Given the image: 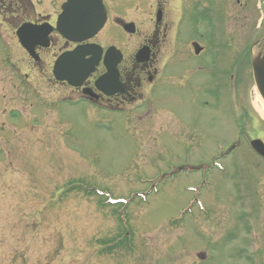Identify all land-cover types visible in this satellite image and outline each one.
I'll use <instances>...</instances> for the list:
<instances>
[{
  "label": "rangeland",
  "instance_id": "obj_1",
  "mask_svg": "<svg viewBox=\"0 0 264 264\" xmlns=\"http://www.w3.org/2000/svg\"><path fill=\"white\" fill-rule=\"evenodd\" d=\"M158 1L166 6L165 23L170 26L167 30L169 33L166 32L164 37L159 36L165 39L167 45L168 39L179 35V39L175 38L169 45L171 54L176 55L171 56L173 58L169 59L170 64L167 65L170 68V81L177 83L164 82L162 96L167 97H164L165 102L156 100V95L151 94L154 89L152 85L149 91L146 90V96L144 94L138 100H141L138 112H133L132 117L112 116L113 119H106L99 112L94 113L85 102L70 107L57 99H50L54 90L61 91L54 83L46 81L45 73L53 61L51 55L45 58L49 64L48 70L41 63L36 64L35 69H29L27 57L22 52L11 54L12 48L7 49L0 40V264L248 262V255L245 253L242 256V250L252 243L246 235L251 229L250 223L241 217L243 210L239 201L233 199L236 198L235 194L232 192L229 195V175L233 174V170L229 173L227 169V175L222 177L223 183L222 175L214 174L211 191L202 190V199L209 206L207 209L216 215L210 220L214 230L225 235V240L217 244L205 236L191 217L186 216L180 224L173 223L186 203L183 191L196 187L191 178L181 177L175 183L159 186V193L147 196L149 199L145 205L139 199H134L126 205L111 206L90 189H107L112 193V198L131 200L130 194L146 192L148 188L147 181L150 179H145L144 185L138 182V176L151 177L160 169L168 171L170 165L183 162L186 152L195 163H209L218 153L216 143L225 147L239 139L233 133L238 127L233 117L227 114L224 103L215 105L207 98L204 106L200 101L202 89H193L194 83L187 79L190 63L181 46L184 44L183 51L187 57L193 56V42L204 47L200 39L204 36V30L207 32L210 28L209 20L204 19L207 16L201 15V11L200 15L197 14L195 7L198 5L203 9L206 4L209 5L208 1L182 0L187 7L181 11L184 20L178 21V31L174 27L181 0ZM219 1L228 5V11L224 13L227 14L229 33L225 45L226 50H230L231 59L245 50L250 38L260 32L264 22L263 6L258 0ZM142 4L138 0L131 5L123 4L110 14L112 17L120 14L134 20L141 35H148L152 32L154 16L150 15V3L146 4L145 9L141 8ZM2 11L17 15L18 19L23 15L21 9L0 3L1 14ZM205 11L209 14L207 8ZM113 31L118 40L122 39L115 29L109 32ZM220 31L224 34L225 26H221ZM105 37L102 33L95 40L114 43L109 35ZM166 45L163 47L162 44L161 50ZM57 48H62L61 44ZM205 49L208 65L209 48ZM164 52L163 56H166ZM9 61L14 66L8 64ZM167 66L163 69L166 70ZM241 66L237 64L234 70L238 83L236 91L240 97L237 106L242 104L248 116L254 109L258 120L255 116V122L247 119L245 112L232 103L234 119L237 123L242 120L247 129L249 126L250 129L256 128L254 134L264 133V116L254 106L255 88L251 72L248 66ZM225 70L222 68L221 72ZM195 76L194 81L198 79ZM164 77L165 73L163 80ZM210 85L212 80L209 79L207 87L210 88ZM197 87L199 84L194 86ZM197 98L194 107L190 101ZM12 109L25 122L23 125L22 120L12 118L15 123L21 124L20 128L8 121ZM37 113L41 114L42 119L40 116L34 117ZM125 129L136 133L129 136ZM232 156L249 160L238 161L240 167L249 166L251 159L261 172L254 179L256 185L248 186H255L248 194L253 193L259 201L254 208L256 213L260 209L262 212L256 218L264 243V166L258 160H253L244 148ZM128 159L134 162L128 175L122 178V170ZM224 160L226 164L227 159ZM135 161L138 163L135 164ZM110 167L121 172L119 175L115 173L113 180L103 174ZM38 185L43 188L38 190ZM124 206L126 222L121 220L120 224L114 211ZM211 223L207 226H211ZM236 223L238 226L233 225ZM162 228L169 230L165 234L164 229L159 231ZM127 229L122 235L126 240L122 241L119 235ZM167 238L174 240L171 242ZM159 240L161 242L158 243ZM203 247L207 250H203ZM201 253L204 259H201Z\"/></svg>",
  "mask_w": 264,
  "mask_h": 264
},
{
  "label": "water",
  "instance_id": "obj_2",
  "mask_svg": "<svg viewBox=\"0 0 264 264\" xmlns=\"http://www.w3.org/2000/svg\"><path fill=\"white\" fill-rule=\"evenodd\" d=\"M76 6H78V2L76 0H70L69 4L64 8V14L58 23V29L62 36L73 42H78L92 36L102 25L101 22H99L96 18L95 9L93 6L89 12L91 15L90 21L80 24L79 22L81 21H78L76 18L77 13L80 14L81 17V14H84L85 10L82 8L74 10ZM73 11L75 15H73ZM28 38L30 39V37ZM26 43L29 50L32 52L33 44L28 41H26ZM32 56L36 59L34 55ZM86 56H90V58L85 60ZM98 57V50L93 48H78L74 52L66 54V57H61L58 60L53 71L54 76L57 80H65L73 86H78L81 84L82 80L93 70ZM113 64L114 62L112 61V65ZM112 65L109 64L110 71L113 70ZM253 72L257 88L264 100V55H261L260 59H255V62L253 63Z\"/></svg>",
  "mask_w": 264,
  "mask_h": 264
},
{
  "label": "flooded vegetation",
  "instance_id": "obj_3",
  "mask_svg": "<svg viewBox=\"0 0 264 264\" xmlns=\"http://www.w3.org/2000/svg\"><path fill=\"white\" fill-rule=\"evenodd\" d=\"M139 2H141V0H138ZM1 3H6L7 5H9L10 7L12 6H15L16 8L18 9H21V8H25L26 10L29 9L31 13H34L37 9L39 8H50L53 9V10H60V7L62 5V3L64 2V0H48V1H45V0H3V1H0ZM155 7H157L158 9H161V5L160 4H155ZM163 12V11H162ZM39 14V13H38ZM52 16H54L55 14H57V11H53L51 12ZM47 14H40L39 16H43V17H46ZM51 15L48 16V18H50ZM8 23L11 24V23H14V15L13 16H10L8 19ZM36 22H38L36 20ZM160 26H163L164 28H161ZM167 25L165 23V18L163 17L162 18V21L158 24H156L154 26V30H153V33L154 35L152 36L153 38H156L157 35L160 34L161 30L164 29L163 32H165L167 30ZM150 37H147L146 39H143L144 42H148ZM74 45H71V44H65L64 47H66L67 49H70L72 48ZM121 74V73H120ZM120 81L121 83L124 85L126 84L125 81H126V74L123 73L120 77ZM91 85L90 83H88V86ZM125 86V85H124Z\"/></svg>",
  "mask_w": 264,
  "mask_h": 264
},
{
  "label": "bare ground",
  "instance_id": "obj_4",
  "mask_svg": "<svg viewBox=\"0 0 264 264\" xmlns=\"http://www.w3.org/2000/svg\"><path fill=\"white\" fill-rule=\"evenodd\" d=\"M254 106H256L258 108L259 113L264 116V105L261 103L258 95H255Z\"/></svg>",
  "mask_w": 264,
  "mask_h": 264
}]
</instances>
